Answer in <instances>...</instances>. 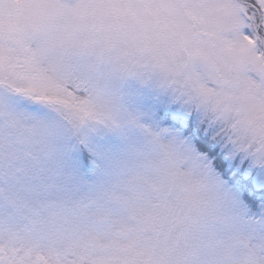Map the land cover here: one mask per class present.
I'll return each instance as SVG.
<instances>
[{"label": "snow or ice", "instance_id": "1", "mask_svg": "<svg viewBox=\"0 0 264 264\" xmlns=\"http://www.w3.org/2000/svg\"><path fill=\"white\" fill-rule=\"evenodd\" d=\"M0 264H264V0H0Z\"/></svg>", "mask_w": 264, "mask_h": 264}]
</instances>
